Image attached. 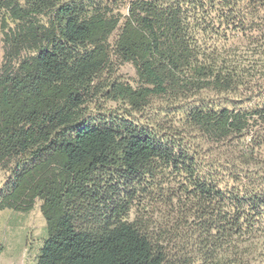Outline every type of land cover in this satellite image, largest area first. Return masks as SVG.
I'll return each mask as SVG.
<instances>
[{
    "label": "trees",
    "instance_id": "trees-1",
    "mask_svg": "<svg viewBox=\"0 0 264 264\" xmlns=\"http://www.w3.org/2000/svg\"><path fill=\"white\" fill-rule=\"evenodd\" d=\"M212 24L264 29V0H0V170L10 172L0 209L28 212L40 201L47 235L35 264H173L116 195L120 181L166 167L183 176L185 193L207 201V229L230 236L263 217L264 163L245 151L243 137L264 123V102L186 108L185 124L208 142H240L227 167L250 179L242 190L220 188L214 169L201 170L177 136L128 114L87 111L98 98L142 111L155 96L233 89V68L204 49ZM114 59L133 66L135 85L114 76ZM212 201L223 207L215 217ZM207 245L201 264H214ZM193 262L183 255L176 264Z\"/></svg>",
    "mask_w": 264,
    "mask_h": 264
},
{
    "label": "rangeland",
    "instance_id": "rangeland-1",
    "mask_svg": "<svg viewBox=\"0 0 264 264\" xmlns=\"http://www.w3.org/2000/svg\"><path fill=\"white\" fill-rule=\"evenodd\" d=\"M213 25L201 35L204 49L233 68L238 80L233 89H206L188 99L178 100L155 96L142 111H132L126 103L98 98L88 105L87 111L89 115L102 114L104 117L128 114L129 119L154 132L157 130L177 136L181 147L191 149L190 154L201 163V170L208 167L214 169V178L219 181L220 188L236 190L239 187L242 190L249 187L250 179H238L232 167H227L231 162L230 149H237L240 142L234 140L223 145L208 142L197 129L185 124V112L189 104L197 101L212 107L236 106L245 109L264 102V29L259 24L247 27ZM116 35L117 32L111 41ZM1 60L0 32V63ZM112 68L114 76L136 84L137 76L130 63L114 59ZM256 125L244 135V148L248 154L253 150V157L264 163V123L257 121ZM9 175L8 170H0V187ZM123 182L120 181L116 195L127 203V219H137L153 242L156 243L157 239L165 247L169 263L176 264L178 258L186 255L193 259V264H201L209 242L207 246L214 244L215 247L214 264H264V215L259 221H254L251 229L237 231L233 227L230 236H223L214 228L203 226L209 218V214L202 211V208L207 209V201L200 203L192 194L185 193L182 189L184 178L172 167L131 183ZM219 203L223 204L221 200ZM211 205L210 212L215 217L223 207L215 205V201ZM46 235L39 200L28 212L0 209V264H35ZM219 236L226 237L225 243L219 240Z\"/></svg>",
    "mask_w": 264,
    "mask_h": 264
}]
</instances>
